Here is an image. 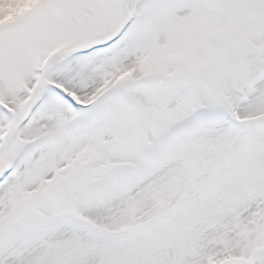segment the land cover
I'll list each match as a JSON object with an SVG mask.
<instances>
[{"label": "snow or ice", "instance_id": "obj_1", "mask_svg": "<svg viewBox=\"0 0 264 264\" xmlns=\"http://www.w3.org/2000/svg\"><path fill=\"white\" fill-rule=\"evenodd\" d=\"M0 264H264V0H0Z\"/></svg>", "mask_w": 264, "mask_h": 264}]
</instances>
